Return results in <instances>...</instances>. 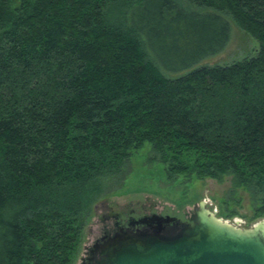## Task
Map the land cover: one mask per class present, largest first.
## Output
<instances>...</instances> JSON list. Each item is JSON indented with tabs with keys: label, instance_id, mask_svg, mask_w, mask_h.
<instances>
[{
	"label": "trees",
	"instance_id": "1",
	"mask_svg": "<svg viewBox=\"0 0 264 264\" xmlns=\"http://www.w3.org/2000/svg\"><path fill=\"white\" fill-rule=\"evenodd\" d=\"M228 18L258 53L171 78L225 49ZM146 145L264 218V0H0V264H73Z\"/></svg>",
	"mask_w": 264,
	"mask_h": 264
},
{
	"label": "rangeland",
	"instance_id": "2",
	"mask_svg": "<svg viewBox=\"0 0 264 264\" xmlns=\"http://www.w3.org/2000/svg\"><path fill=\"white\" fill-rule=\"evenodd\" d=\"M179 6L188 8L185 2ZM228 20L230 39L220 54L169 76L176 78L204 66H225L254 57L260 49L259 41L239 28L231 18ZM149 156V145L135 152L130 161V172L120 189L94 205L73 264H82L95 242L105 231H114L118 222L123 224L131 219L158 215L174 217L180 223H192L195 209L201 203L218 219L243 230L252 229L264 221V218L256 217L249 193L242 188H234L230 177L223 182L212 179L188 181L184 176L169 179L164 165L150 162Z\"/></svg>",
	"mask_w": 264,
	"mask_h": 264
},
{
	"label": "water",
	"instance_id": "3",
	"mask_svg": "<svg viewBox=\"0 0 264 264\" xmlns=\"http://www.w3.org/2000/svg\"><path fill=\"white\" fill-rule=\"evenodd\" d=\"M143 223H155V232L122 230L94 244L96 264H264V221L243 230L218 219L201 203L192 223L158 215ZM165 224L179 228L165 234Z\"/></svg>",
	"mask_w": 264,
	"mask_h": 264
},
{
	"label": "flooded vegetation",
	"instance_id": "4",
	"mask_svg": "<svg viewBox=\"0 0 264 264\" xmlns=\"http://www.w3.org/2000/svg\"><path fill=\"white\" fill-rule=\"evenodd\" d=\"M152 216H144V217H141L137 220L131 219V220H128L127 223H123V224H120L118 222V223H116V229H114V231H109V230L105 231V234L99 240H97L95 242V244L98 242L102 243L103 239H107V238L115 235L116 233L121 232L122 230H125V231L128 230V231L134 232V233H137L139 231H146L149 233L150 232L154 233L155 232V226H156L155 223H143V221L149 219ZM141 221H142V223H141ZM164 226H165L164 233L169 234V235L176 233V231L179 228V226L176 227V226H173L172 224H165ZM92 248H93V246H92ZM91 249H90L89 255L83 259L82 264H96V261L99 259V255H98V253L92 254Z\"/></svg>",
	"mask_w": 264,
	"mask_h": 264
}]
</instances>
